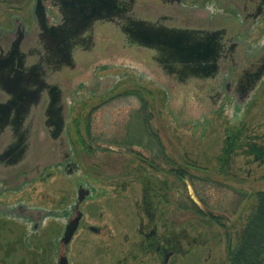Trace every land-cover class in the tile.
Here are the masks:
<instances>
[{
	"label": "rangeland",
	"instance_id": "374dc122",
	"mask_svg": "<svg viewBox=\"0 0 264 264\" xmlns=\"http://www.w3.org/2000/svg\"><path fill=\"white\" fill-rule=\"evenodd\" d=\"M181 1L178 8L177 3L172 1L134 0L129 13L148 19H155L158 15L181 14L187 17L168 23L224 29L225 36L231 38L224 39V42L236 44L233 52L220 61V66L222 71L227 69V64L233 63L234 66H229L231 68L225 77L209 82L216 84L214 88L205 86V83L203 86H196V83L188 87L168 86L169 83L153 75L137 55L123 52L121 34L114 25H97L98 29L82 33L90 35L91 43L96 47L87 51L70 50L75 70L63 69V75L69 77L65 126L70 139H74L72 132L76 124L73 118L81 116L78 125L84 134L85 120L90 117L94 148L92 152H87L71 144L66 128L63 148L74 153L73 158L78 162L82 175L88 176L94 187L104 191L101 196L84 203L86 221L99 225L106 223L109 229L100 236L90 237L80 231L74 240L72 256L92 249L97 250L95 254L98 256L104 255L112 247V254H116L112 264H115L116 259L125 255L142 254L137 249L139 243L136 240L141 237L137 236L136 229L139 220H142L147 227L155 225L159 236L176 240L178 250L170 257V264H229L223 230L197 214L193 207L191 197L196 198L197 195L194 188H198L199 195L206 198L211 209L229 218L228 223L235 229L242 226L253 208L254 199L249 194L264 189V163L239 151L232 156L229 169L219 171L217 160L229 131L243 127L241 140L255 134L264 141V71L251 89L243 94L236 90L244 69H256L263 64L264 18L251 21L248 17L241 23L236 15L241 6L236 0ZM31 7L32 0H0V28H8L6 26L12 24V16H18L34 31L30 35L33 45L22 43V51H26L28 45L43 46ZM111 49L114 51L109 52ZM34 59V56H28L26 62ZM62 71L52 72L49 79L62 83ZM97 78L102 80L98 81L100 88L94 90L92 85ZM27 122L24 121V126ZM128 125L133 132H136V126L149 127L158 142L152 140L143 128V141L139 145L121 143ZM132 136L137 137L135 134ZM45 137L43 144L48 140ZM26 142L31 145L33 140ZM144 142L147 145L150 143L148 147L154 148V151L149 153L147 146L143 147ZM101 144L113 150L102 151ZM137 152L150 158L153 156L163 170L141 162ZM172 160H175L176 166L186 168L195 176L193 182L190 179L188 188L169 170ZM51 172L53 176L47 184L32 181L16 197L30 193L33 203L46 204L55 209L66 206L73 198L72 183L61 171L51 169ZM144 185L151 189L154 220H148L144 212L141 199ZM44 188L53 197L51 202L42 200L41 191ZM25 232L24 225L18 221L0 218V264H43L39 247L42 230L27 237ZM55 235L52 230L49 238L53 239ZM127 235L129 242L124 244ZM93 239L96 240L91 241ZM10 241L15 243V255L11 253V257L7 252ZM134 248L136 252L132 250ZM52 249L49 242V253ZM146 253H143V262L149 257ZM148 263L155 264L153 259ZM124 264L135 262L132 257H127ZM139 264H143L142 261Z\"/></svg>",
	"mask_w": 264,
	"mask_h": 264
},
{
	"label": "water",
	"instance_id": "95a60500",
	"mask_svg": "<svg viewBox=\"0 0 264 264\" xmlns=\"http://www.w3.org/2000/svg\"><path fill=\"white\" fill-rule=\"evenodd\" d=\"M133 1L60 0L64 9L75 17L71 23L73 31L61 30L51 36L41 38L42 29L40 24L36 22L39 31L38 36L43 43L42 48L32 46L30 35L34 32L33 30L19 43V53L24 54L21 62L25 66L37 64L38 69L34 73V81L29 83L25 80L23 82L25 92L32 96L30 100L23 101V104L28 106L27 111L24 114H14L12 108L9 114H0V119H6L5 122H1L3 124H0V127L3 126L4 128L2 130L0 128V174L10 175L8 171H3L4 166L11 168L18 166L19 163L24 164L27 158L35 157V151L38 152L39 149L48 151L54 146L63 148V145L66 144L63 134L66 125V114L64 113L66 111L65 98L69 77L63 75V72L65 68L71 71L75 70V63L70 55L72 48L78 51H87L96 47L91 43V36L82 35V33L86 30L98 29L97 25L116 26L121 34V49L125 50L121 51L125 54L137 55L141 63L146 65L153 75L168 82L170 87H188L195 83L196 86H203L205 83V86L214 88L216 84L212 85L209 82L223 77L224 71L221 69L220 61L229 56L230 52H233L236 44L224 42L226 38L231 40L225 36L226 31L224 29H203L168 23V21L184 20L187 17L181 14L158 15L155 19L135 17L129 13ZM163 1L176 2L178 5L181 0H177L178 2L175 0ZM59 5L61 4L58 3V7H61ZM177 7L180 8V5ZM13 18L21 20L16 16ZM50 22L49 18L48 23ZM239 25L241 24L239 23ZM24 42L32 44L28 45L26 51L20 49V45ZM111 47H115V45L111 44ZM111 51L114 50L111 49L109 52ZM223 54L226 55L223 56ZM28 56H34V61L32 58L27 63ZM16 58L18 57L12 54L11 58H0V74L2 75L0 78L9 80L8 66L10 63L19 62ZM253 70L256 69H250V71ZM59 71H62L64 78L62 83L49 79L52 72ZM76 73L79 74L80 72L77 70ZM253 84L247 85L246 90L251 89ZM15 89L18 91L20 88L17 86ZM244 92L239 91V94ZM18 101L17 98L16 102ZM14 117L20 122L12 124ZM38 117L39 119L36 121ZM26 120L28 121L27 126H24ZM37 124H44V126ZM45 135L48 140L43 144ZM27 140H33L31 145L26 142ZM10 149L15 154L12 160L8 155ZM81 200L82 198L79 196L78 203ZM80 216L81 214H78L67 225L66 234L69 233L68 237L76 229Z\"/></svg>",
	"mask_w": 264,
	"mask_h": 264
},
{
	"label": "flooded vegetation",
	"instance_id": "af4514ba",
	"mask_svg": "<svg viewBox=\"0 0 264 264\" xmlns=\"http://www.w3.org/2000/svg\"><path fill=\"white\" fill-rule=\"evenodd\" d=\"M236 1H239L241 6V13H236L237 17L240 18L241 23L242 21L248 19V17H251V21H254L256 18H264V0ZM181 2L182 1L179 3ZM58 3L61 4L59 5L61 7H58ZM31 15L33 21L40 24L42 29L40 34L41 38H45L48 35L51 36L61 30H65L66 32L73 31L71 23L75 20V17L64 9L60 0H32ZM49 18L51 21L50 23H48ZM11 22V25L6 26L8 28H0V58H11L12 54L18 57L16 59H18L19 62L10 63L8 66V70L10 71L9 80L0 78V114H9L12 108L14 114H24V112L27 111L28 106L23 104V101L30 100L32 96L31 94L25 92L23 82H25V80L29 83L34 81V73L38 69V65L33 64L25 66L21 62L24 54H20L18 50L19 43L27 37L32 30V27L26 24L24 20L21 21L17 18H12ZM224 55L226 54H223V56ZM262 60L263 64L256 67V70H243V74L239 78L240 81H238L239 89H236L237 92H244L247 88L246 86L252 85L255 79L258 78L262 70H264V56L262 57ZM229 66H234V64H227L226 70L228 72L231 68ZM1 76L2 75L0 74V77ZM99 80L102 79L97 78L92 85L94 90H98L97 88H100V85L98 84ZM17 86L21 91H17L15 89ZM224 86L225 88H228L226 84ZM17 98L19 100L18 102H16ZM80 117L78 116L76 119L73 118V122L76 126L73 127L72 134H74L75 138L70 139L68 127H66L67 136L71 144L77 145L83 151L92 152L94 146L91 143L92 129L90 127V117L88 116L89 118L85 120L86 125L83 128L85 131L84 134L81 132V128L78 125L81 120ZM82 117L84 118V115ZM0 120V124H3L1 122L6 121V119ZM16 122L19 123L20 120L14 117L12 119V124ZM0 128L1 130L4 129L3 126ZM100 148L102 151L113 150L108 145L104 144H101ZM12 152V149L8 150V155L11 160L13 159L12 157L15 156L14 152ZM73 154V152L64 150L62 147L60 148L54 146L48 151H35V157H26L27 159L24 164L19 163L18 166L11 168L4 166L3 168L5 169L2 168L3 171H8L10 175L0 174V218L5 221H18L20 224L24 225L26 229V237L31 234L38 233L40 229L42 230L39 247L41 248V258L43 264H112L113 259L116 257V254H112V247L109 251H105L107 252L106 254L99 256L98 254H95L97 253V250L95 249L81 251V254L77 256L71 255L75 237L80 231H83L87 237H90L89 235L100 236L109 231L106 223L99 225L97 223L87 222L85 219L86 213L83 209L84 203H86L89 199L98 197V195L101 196L104 191L100 188L94 187L92 184L93 182L88 178V176L82 175L81 168L78 162L73 158ZM39 156L42 158H39ZM137 156L141 162L151 167L152 163L149 160V156H145L139 152H137ZM152 161L153 164H155L154 158ZM51 169L61 171L63 176L66 177L68 181H71L73 186V198L71 202H69L66 206L55 209L47 206L46 204L33 203L30 199V193L25 196L20 195L19 198L16 197V194L21 193L23 189L26 188L32 181L39 180L40 182L47 184L49 179L53 176ZM142 189L141 199L145 215L148 220H154L155 211L152 208L153 204L150 200L151 189L147 185H144ZM79 196L82 200L78 203ZM41 198L45 202H51L53 200V197L46 190V188L41 191ZM78 214H81L78 225L73 233H71L68 237L69 233L66 234V227L78 216ZM52 230L56 233V235L53 239H50L49 235ZM136 230L137 236H141L136 239L137 243H139L137 244V249L143 253H148L149 257L147 261L143 262V253L131 254L130 256H123L122 259H116L115 264H124L127 257H132L135 264H139L141 261L143 264H150L148 262L149 260L152 261V259L155 264H170V257L178 250L176 240H171V238L167 236H159L155 225L147 227L142 220H139ZM26 240L27 243H29L28 238ZM95 240L96 239H93L91 241ZM49 242L53 247L52 253H49ZM126 242H129L128 235L123 243L125 244ZM9 244L10 245H7V252L9 253V257H11V253L12 255L13 253L15 255V243L10 241ZM96 246L97 245H94V247ZM132 250L136 252L135 248ZM126 251H128L127 246Z\"/></svg>",
	"mask_w": 264,
	"mask_h": 264
},
{
	"label": "trees",
	"instance_id": "16d2710c",
	"mask_svg": "<svg viewBox=\"0 0 264 264\" xmlns=\"http://www.w3.org/2000/svg\"><path fill=\"white\" fill-rule=\"evenodd\" d=\"M143 128L146 129L148 136L152 140L154 139L155 142H158L156 134L152 130L149 131V127L136 126L137 130L133 132L128 125L126 135L121 143L126 145H139L143 141ZM244 129L243 127H239L235 131H229L226 134L221 151L217 155L219 171H227L232 156L239 151L252 156L255 161L264 163L263 138L253 134L246 136L245 140H241ZM132 134H135L137 137H133ZM260 138L262 140H259ZM148 145L150 146V143ZM148 145L144 142L143 147L145 146L148 152L151 153L154 151V148L148 147ZM153 158L151 156L149 159L152 163L151 167L157 170H163L156 162L153 164ZM169 170L184 182L186 188L189 187L190 179L193 182V178L195 177L188 173L186 168L176 166L175 160H172V166ZM194 190L197 195L196 198L191 197V200L196 213L213 221L223 230L222 236L224 238L229 264H264V189L249 194L254 199V205L244 219V223L238 229L230 226L228 223L229 218L223 213L216 212L209 207L206 198L199 195L197 187ZM242 194L245 195L246 193L243 192Z\"/></svg>",
	"mask_w": 264,
	"mask_h": 264
}]
</instances>
